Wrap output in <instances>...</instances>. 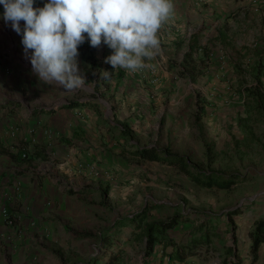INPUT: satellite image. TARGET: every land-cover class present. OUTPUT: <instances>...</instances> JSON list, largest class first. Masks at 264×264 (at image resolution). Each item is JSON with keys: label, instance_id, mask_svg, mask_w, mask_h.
Returning a JSON list of instances; mask_svg holds the SVG:
<instances>
[{"label": "crops", "instance_id": "0c3cea01", "mask_svg": "<svg viewBox=\"0 0 264 264\" xmlns=\"http://www.w3.org/2000/svg\"><path fill=\"white\" fill-rule=\"evenodd\" d=\"M172 4L158 32V53L135 72L113 69L105 61L112 50L86 39L78 56L85 85L71 92L38 80L21 35L0 18V264H264V243L254 260L250 235L264 218V203L251 201L231 217L236 207L202 216L190 209L171 213L174 203L163 198L118 220L113 212L111 222L97 215L116 195L130 197V190L116 186L139 162L174 168L132 153L153 146L174 153V104L210 102V94L224 100L228 80L253 82L249 72L259 68H243L235 33L253 32L247 23L264 17L261 0ZM108 66L112 75L106 78ZM176 213L179 223L146 253L147 224ZM206 221L212 222L209 241L183 252L205 233L207 227L197 228ZM94 225L102 229L98 235Z\"/></svg>", "mask_w": 264, "mask_h": 264}, {"label": "rangeland", "instance_id": "374dc122", "mask_svg": "<svg viewBox=\"0 0 264 264\" xmlns=\"http://www.w3.org/2000/svg\"><path fill=\"white\" fill-rule=\"evenodd\" d=\"M261 2L264 5V0ZM247 28L253 32L246 29L235 33L243 44L241 63L247 71L252 66L262 67L261 90L264 93V17L259 15L256 22L247 23ZM241 74L246 81L244 72ZM226 84L228 92L220 95L224 100L210 94V102L198 99L193 103L188 99L183 105L174 104V108L179 106L174 111V153L187 155L202 168L210 167L226 174L239 173L244 181L228 190L202 188L175 168L139 162L129 178L115 185L118 190H130V197L123 199L116 195L110 206H105V211H97L100 220L111 222L113 212L118 220L163 198L174 203L171 213L190 209L189 212L202 216L210 211L219 213L225 207L243 209L251 201L264 203V104L243 91L245 85L254 88L256 82L228 80ZM219 109L221 114H215ZM178 114L181 117H176ZM207 146L213 154L211 162L205 158ZM102 224L100 221V226ZM94 227L98 235L102 229ZM102 254L101 250L98 255Z\"/></svg>", "mask_w": 264, "mask_h": 264}, {"label": "clouds", "instance_id": "9594fccd", "mask_svg": "<svg viewBox=\"0 0 264 264\" xmlns=\"http://www.w3.org/2000/svg\"><path fill=\"white\" fill-rule=\"evenodd\" d=\"M0 18L21 35L26 58L39 81L65 91L85 85L79 46L101 43L113 69L135 72L160 48L158 32L173 11L172 0H0ZM23 21V25L21 24ZM107 75V74H106Z\"/></svg>", "mask_w": 264, "mask_h": 264}, {"label": "trees", "instance_id": "16d2710c", "mask_svg": "<svg viewBox=\"0 0 264 264\" xmlns=\"http://www.w3.org/2000/svg\"><path fill=\"white\" fill-rule=\"evenodd\" d=\"M89 59H91L93 63V67H95V62L90 54ZM253 72L251 73L250 77L252 78L253 82H256L254 88H248L247 86L244 87V92H248V95L256 98L260 104H264V93L261 90V77L262 71L261 67L252 69ZM107 75L106 78H109L112 75V68L108 66L107 68ZM205 151V158L210 159L209 162L212 160V153L210 146L206 147ZM134 155L139 156L140 158L149 159V160H159L164 163H167L173 166L178 172L184 173L189 176L194 183L202 188H209V189H220V190H228L231 189L233 186L237 185L238 183L244 181V177L239 173H230L226 174L217 170H214L210 167L202 168L198 163L192 162L191 159L185 154H177L172 153L171 151H166L164 149L153 147H144L142 149H137L132 152ZM163 154V155H162ZM146 210L141 211L137 214V217H142ZM239 209H234L229 212L230 217L233 213H236ZM135 216V217H136ZM180 220V213H176L170 218L159 221V222H151L147 224V248L146 253H150L157 240H159L160 236H164L166 231L174 227L179 223ZM212 224L211 221H206L201 223V225L197 228L199 231L205 228V233L200 236H196L192 238L189 242L188 246L180 247L182 251L185 250L187 253L195 251L194 249L197 248L200 244L204 243L205 241H209L210 234H209V227ZM251 254L253 259H257L258 252L260 246L264 243V218L257 220L253 230L251 231ZM160 237V238H159ZM187 248V249H186ZM183 252H180L179 248L177 249L176 257L181 259L183 256ZM82 264H97L95 260H90L86 263ZM108 264H112L109 262ZM234 264V263H232Z\"/></svg>", "mask_w": 264, "mask_h": 264}, {"label": "built area", "instance_id": "2783aa9c", "mask_svg": "<svg viewBox=\"0 0 264 264\" xmlns=\"http://www.w3.org/2000/svg\"><path fill=\"white\" fill-rule=\"evenodd\" d=\"M157 80H158V79H157L156 77H154V78L152 79V82H154V83H155V82H157ZM23 156H24V157H26V156H27V154H26V153H24V154H23ZM95 169H96V168H92V171H93V172H95Z\"/></svg>", "mask_w": 264, "mask_h": 264}]
</instances>
